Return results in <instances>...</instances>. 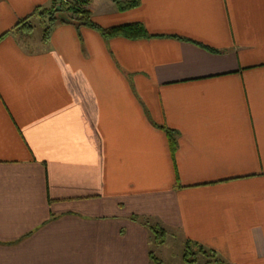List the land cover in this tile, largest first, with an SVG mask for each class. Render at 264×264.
Segmentation results:
<instances>
[{"label": "crops", "instance_id": "0c3cea01", "mask_svg": "<svg viewBox=\"0 0 264 264\" xmlns=\"http://www.w3.org/2000/svg\"><path fill=\"white\" fill-rule=\"evenodd\" d=\"M50 4L0 0V264H164L170 235L264 264V0H91L150 39L13 31Z\"/></svg>", "mask_w": 264, "mask_h": 264}, {"label": "trees", "instance_id": "16d2710c", "mask_svg": "<svg viewBox=\"0 0 264 264\" xmlns=\"http://www.w3.org/2000/svg\"><path fill=\"white\" fill-rule=\"evenodd\" d=\"M118 12H126L132 10L139 5V0H110ZM91 0H51V4L46 9H37L30 16L21 20L15 28L14 32L30 31L33 29L32 22H37L42 29L41 40L46 42L52 30L62 23L73 25L76 29L87 28L97 32L104 40L122 38L125 40H140L150 39L152 36L148 35L141 24H126L114 26L110 28H100L93 19L88 6ZM178 40H180L178 38ZM184 41V40H183ZM167 136L168 144L171 152H174L176 147V133L165 127H161ZM150 234L153 236L156 245H163L165 243L166 233L158 226H150ZM196 255H201L213 264H223L217 259V254L213 250H206L198 243L186 240L183 249V261L186 264H196ZM153 264H160V262L149 254Z\"/></svg>", "mask_w": 264, "mask_h": 264}, {"label": "rangeland", "instance_id": "374dc122", "mask_svg": "<svg viewBox=\"0 0 264 264\" xmlns=\"http://www.w3.org/2000/svg\"><path fill=\"white\" fill-rule=\"evenodd\" d=\"M88 9H89V6H88ZM106 9H107V5L100 4L98 9H97V12L98 13L101 11L104 12ZM31 24H33V27L34 26L39 27L37 22H32ZM151 226H153V225H151ZM148 231H149V229H148ZM183 245H184L183 240H180L178 238L175 239L174 237L172 238L170 235L168 237V240H166V244L162 248L157 249L154 245H152V246H150V249L157 257H159V259L161 258V260L164 262V264H186V263H184L183 260H181V251L183 253V249H184ZM195 257L197 260L196 264H213V261L211 262L210 260H208L207 258H205L201 255H196ZM217 259L220 262H223L222 258H220L219 256H217ZM223 264H225V263H223Z\"/></svg>", "mask_w": 264, "mask_h": 264}]
</instances>
